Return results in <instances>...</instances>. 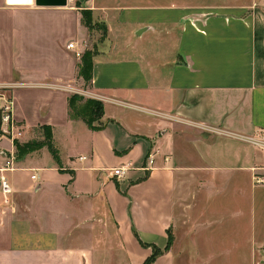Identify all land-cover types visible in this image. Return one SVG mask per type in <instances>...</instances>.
I'll return each instance as SVG.
<instances>
[{"label": "crops", "instance_id": "crops-1", "mask_svg": "<svg viewBox=\"0 0 264 264\" xmlns=\"http://www.w3.org/2000/svg\"><path fill=\"white\" fill-rule=\"evenodd\" d=\"M54 1L0 0V91L13 101L17 142L30 145L19 151L0 134L1 154L16 155L13 191L0 190V264H99L104 245L143 264V248L164 250L177 221H195V207L207 231L224 230L221 216L225 241L263 248L264 187L252 169L264 167V154L248 137L264 129V0L183 5L136 22L120 47L113 29L136 7ZM87 10L107 23L104 42L86 26ZM89 48L87 93L104 104L98 129L69 107ZM120 166L126 176H110ZM165 256L174 264L169 249L153 264Z\"/></svg>", "mask_w": 264, "mask_h": 264}, {"label": "rangeland", "instance_id": "rangeland-1", "mask_svg": "<svg viewBox=\"0 0 264 264\" xmlns=\"http://www.w3.org/2000/svg\"><path fill=\"white\" fill-rule=\"evenodd\" d=\"M118 1L117 3L121 6L123 2H126L129 6L136 7V10L131 11H122L123 16H125L129 22L125 26H122L123 28L117 29L114 27L113 29V37L114 40L111 42L114 45H118L119 47L121 45H124L126 41H124L123 36L127 33H129L131 28L133 27L136 22L139 21H148L151 18L155 17H161L164 15H170L174 16L176 14V11H179V8L183 5L189 6L192 3H199V4H207V3H218L222 4L224 2H230V1H236L239 2L240 0H114ZM138 6H147L149 10L143 11L138 10ZM122 8V7H121ZM122 12L119 13V15L122 14ZM93 10H87L85 14L84 21L86 23V26H88L89 31H92L93 36L97 43L104 42L108 36V27L107 23L104 22V20H95L93 15ZM177 15L179 13L177 12ZM99 18L101 15H98ZM123 25V24H122ZM129 28V29H128ZM147 37V36H146ZM92 39V36L90 37ZM90 39V40H91ZM96 44V42H95ZM94 44V45H95ZM93 45V47H94ZM158 45V41H151V40H144L142 42V46L148 48H156ZM93 49H87L86 51ZM85 51V52H86ZM83 53V55L85 54ZM119 55L118 53L114 56ZM83 57V56H82ZM93 80V73L92 78L89 79V75L81 76L79 79L73 82V84L77 85L76 88L80 90V92L75 91V94L78 95L83 100L79 103L84 104L87 100H92L96 98H92L91 95H89L87 92V88L89 87V84L92 83ZM86 87V88H85ZM85 91V92H83ZM97 100V99H96ZM101 101V100H99ZM103 103V101H102ZM102 119V118H101ZM101 119H94V122L98 124L99 122H102ZM15 144V142H14ZM263 154H264V148L257 147ZM14 156H16L14 154ZM264 166V163H263ZM253 184L255 186H262L264 187V167H253ZM260 180V181H258ZM222 196H217L215 200L213 199L214 203H221ZM234 207L235 205H230ZM222 207L220 205L213 208V211H208L207 216L209 215V212H216L219 211ZM204 211L203 207H195L193 209V212L195 213L194 222H188V218L182 219V221H177V223L173 226L171 230V242L169 250L173 253L174 257V264H264V247L263 248H251V247H245L240 245H235V240H232V242H229V239L227 238L225 241L224 234L225 232H222L226 230L227 236H229V224L224 226L222 223L223 217H217V221L220 220L221 227H223L224 230L218 227L220 226L217 224L215 226V229L213 231H207L209 227L207 224V218L206 222L197 221V218L201 213ZM199 213V214H198ZM210 217V216H209ZM209 223V222H208ZM222 234L221 238H217L215 241H208L209 234L211 235H218ZM231 234V233H230ZM152 246L146 245L143 248V251H148L150 255L153 253L152 249H150ZM100 254L99 257L102 261H100L99 264H134L129 254L127 253L126 249L124 247L119 248H111L106 247L105 245L103 248H99ZM259 251V252H258ZM147 253V252H146ZM166 256L163 258V260H160L158 264H166Z\"/></svg>", "mask_w": 264, "mask_h": 264}, {"label": "built area", "instance_id": "built-area-1", "mask_svg": "<svg viewBox=\"0 0 264 264\" xmlns=\"http://www.w3.org/2000/svg\"><path fill=\"white\" fill-rule=\"evenodd\" d=\"M74 47V42L68 44V48L73 49ZM80 55L81 53L77 52V56ZM77 91L80 92V90ZM0 109L2 110L1 135L8 137L14 142L16 139L22 137L23 131L14 118L12 99L8 97V95L2 93V91H0ZM248 141L256 147L264 148V129H259L253 135H250L248 137ZM0 155H2L1 152ZM2 156H4V159L2 162H0V190L5 194H10L13 190L7 172L15 169V156L14 152L11 153L10 156ZM148 163L149 164L145 167V169L152 168L151 166L154 163L153 153H150L148 155ZM127 170L128 168L125 166L115 167L109 170V174L110 176L116 177L117 179H121L126 176ZM32 177L35 178V175H33Z\"/></svg>", "mask_w": 264, "mask_h": 264}, {"label": "trees", "instance_id": "trees-1", "mask_svg": "<svg viewBox=\"0 0 264 264\" xmlns=\"http://www.w3.org/2000/svg\"><path fill=\"white\" fill-rule=\"evenodd\" d=\"M86 11H83V17L85 18ZM95 55V51L88 50L85 52V54L82 57V63L80 66L79 74L81 76L89 75V79L92 78L93 73V57ZM83 99L80 98L78 95L74 94L69 99V107H70V113L73 118H80L84 120L91 128L98 129L101 127V122L96 124L94 122V119H101L104 115V104L102 101L92 99L87 100L84 104L79 103ZM100 124V125H99ZM15 145L17 146V149L22 152H26L27 148L30 147V145H20L17 140L14 141ZM169 245L164 249H160L158 247L152 246V254L145 260L143 264H153L157 257L161 255L165 250H168L170 247Z\"/></svg>", "mask_w": 264, "mask_h": 264}, {"label": "water", "instance_id": "water-1", "mask_svg": "<svg viewBox=\"0 0 264 264\" xmlns=\"http://www.w3.org/2000/svg\"><path fill=\"white\" fill-rule=\"evenodd\" d=\"M55 1H56L55 4H59V5H66L67 4V0H55ZM38 2H40V4H42L43 2H45V0H38ZM1 128H2V110L0 109V134H1Z\"/></svg>", "mask_w": 264, "mask_h": 264}]
</instances>
